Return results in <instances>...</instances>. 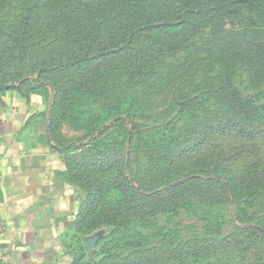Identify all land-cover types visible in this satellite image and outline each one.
<instances>
[{
	"label": "rangeland",
	"instance_id": "374dc122",
	"mask_svg": "<svg viewBox=\"0 0 264 264\" xmlns=\"http://www.w3.org/2000/svg\"><path fill=\"white\" fill-rule=\"evenodd\" d=\"M44 1L0 0V89L4 87L0 93L13 92L43 103L44 112L29 122V129L39 136L45 133L51 144L44 152L53 157V180L85 199L83 218L55 237L63 252L60 263L264 264L263 0L235 6L234 14L214 25L198 24L203 33L197 44L210 43L209 51L215 45L214 53L194 57L191 43L189 50L162 55L158 77L142 88L126 87L129 70L121 58L111 64V68L116 66L113 87L94 98L84 96L85 100H80L76 90L69 95L70 75L80 80L71 71L39 77L41 67L50 66L49 57L67 31L62 19L74 0H61L53 9ZM82 1L104 6L91 13V21L99 22L107 16L130 21L131 16L134 19L153 10V3L170 0ZM34 5L22 78L10 37H15L26 9ZM137 6L143 7L140 14L134 10ZM80 14L86 15L83 10ZM105 65L101 63L99 71H108ZM119 86L122 92L111 99L114 87ZM59 93L61 99L56 97ZM233 93L241 97L236 102L229 96ZM231 121V134L212 135L207 146L184 154V148L199 141L201 131ZM238 125L260 135L249 141L247 135L236 132ZM220 157L231 160L219 174L224 181L237 186L260 175L259 186L246 184L242 190L238 186L233 196H222L218 189L219 198L210 202L194 192L202 188L196 181L192 193L186 190L176 198L175 208L149 209L144 216L124 209L108 211L124 203L123 189L140 201L190 177L212 176V160ZM112 185L123 188L119 192ZM97 188L103 191L101 197L94 196L91 206L89 199ZM210 246L215 250L207 249ZM0 264L12 262L2 255Z\"/></svg>",
	"mask_w": 264,
	"mask_h": 264
},
{
	"label": "trees",
	"instance_id": "16d2710c",
	"mask_svg": "<svg viewBox=\"0 0 264 264\" xmlns=\"http://www.w3.org/2000/svg\"><path fill=\"white\" fill-rule=\"evenodd\" d=\"M59 1L61 0H45L44 4L47 8L53 9L60 3ZM258 1L259 0H170L163 1L161 5L153 3L152 5L155 7L153 10L149 8V11H146V15L143 13V15L135 16L134 19L133 16H131V18H129L130 21H125L121 18L118 20L117 16H107L103 17L99 22L91 21V13L102 10L104 6H96L98 3H85L82 0L71 1L65 12L67 15L62 19L67 27V31L65 35L61 36L60 44L53 51L54 56L49 57L50 66L44 69L41 67L39 77L41 78L42 75L46 74L54 75L60 72L71 71L72 74L74 73L80 77V80H75L73 76L70 75V80L67 82L69 86V95L73 94V90H76L80 100H85L86 97L94 98V94L113 87L112 79H115L116 76V66L111 68V64L116 63L117 60L121 58H125L129 70L126 87L137 85L142 88L145 82L158 77L157 73H159L162 67V55H173L181 51L189 50L191 48V43L192 51L194 52L192 55L194 57L202 53H208L209 46H211L210 43L203 41V44H197V39H199V36L203 33L201 29L202 26H199L202 22L203 25L206 23L214 25L221 17L230 15V13L234 14L235 6ZM35 6L36 5L26 9L25 17H23L18 31L14 33L15 37H10L12 50L17 51V57L13 58L17 62H20V72L22 71L21 64L23 63V54L27 46V39L31 37V35H29V29L33 27L32 17ZM142 9L143 7L137 6L134 10L137 11L136 14H140L138 12H141ZM80 10H83L86 15L80 14ZM151 32H154L155 35H150L149 33ZM217 37L219 39L222 38L221 35ZM214 47L215 45H212V49L209 52L214 53L216 50V47ZM20 58H22L21 61L19 60ZM101 63L106 64L105 66L108 71H99L98 67ZM197 63H202V59H198ZM20 77H24L23 71ZM23 80L24 83L28 82L25 78ZM98 88L100 89L97 90ZM3 90L4 87H1L0 91L2 92ZM17 90L19 89L17 88ZM226 91L232 93L230 89H226ZM112 92L114 97L110 98L116 99L117 94L122 92V87L119 86L117 89L114 87ZM2 94L3 93H0V96ZM230 95L235 99V102L241 98L238 93L229 94V96ZM60 96H62L60 93L59 96L56 95V97L61 99L62 97ZM84 96L86 97L84 98ZM110 112H112V110ZM233 124L234 123L231 121L229 124L226 123V125L223 126L217 125L216 127H207V129L201 131L199 134L201 137L193 147L191 146L183 149L184 154L188 156L189 153L207 146L212 135L223 137L227 134H231L234 128V126H232ZM236 132L241 135H247L249 141L253 140V137H258L260 135V133L255 131H247L241 125L237 126ZM73 146L74 145H72V147ZM185 161L187 162V159ZM229 161L231 160L228 159V157L224 159L220 157L212 160V164L215 165L212 176L190 177V179L184 183L170 186L158 192H154L151 195L144 196L140 201L134 199V195H131L129 189H123V191L120 192L118 188H123L122 185L118 187L117 185H112L113 189L124 194L125 201L118 208L109 207L108 211H113V209L120 211L124 209L126 212L134 211L133 214L140 213L144 216L146 214L145 212L149 209L156 208L157 210H163L165 206L167 207L168 205L175 208L176 198L183 197L186 190L192 193V183L196 181L200 183V187L202 188H200L201 190L199 192L196 190L194 192H196V194H202L201 196H203L204 199H208L210 202H215L220 195H235V192L237 193L239 191L238 186L242 187V190L246 187V184L255 186V184L258 185L260 183L262 179L260 175L257 178L260 181L256 179L251 182L247 179L245 184H238L237 186L231 181H224L225 178L219 174L224 172L223 170L225 168L223 169V165ZM189 169L192 170V165L189 166ZM195 188L198 187L195 186ZM218 189H220V195L215 191H218ZM102 191L100 188L95 189L92 199H89L91 201L90 203H92L91 206H94V196L98 195L101 197ZM149 203L151 206H148ZM85 206V199L82 198V204L79 207L74 222L83 218L86 211ZM251 229L253 230V228H250V230ZM258 229L259 228H257L256 231ZM209 248L215 250L214 247H207V249Z\"/></svg>",
	"mask_w": 264,
	"mask_h": 264
},
{
	"label": "crops",
	"instance_id": "0c3cea01",
	"mask_svg": "<svg viewBox=\"0 0 264 264\" xmlns=\"http://www.w3.org/2000/svg\"><path fill=\"white\" fill-rule=\"evenodd\" d=\"M0 101V256L12 264H62L55 237L72 228L82 195L53 180V157L44 152L51 144L29 129L43 103L13 92Z\"/></svg>",
	"mask_w": 264,
	"mask_h": 264
},
{
	"label": "built area",
	"instance_id": "2783aa9c",
	"mask_svg": "<svg viewBox=\"0 0 264 264\" xmlns=\"http://www.w3.org/2000/svg\"><path fill=\"white\" fill-rule=\"evenodd\" d=\"M0 169H1V165H0ZM0 175H1V171H0Z\"/></svg>",
	"mask_w": 264,
	"mask_h": 264
}]
</instances>
